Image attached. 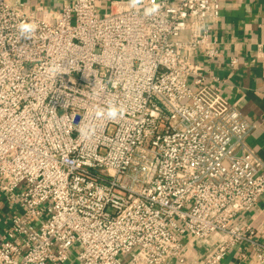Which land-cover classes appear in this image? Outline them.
<instances>
[{
  "label": "built area",
  "instance_id": "1",
  "mask_svg": "<svg viewBox=\"0 0 264 264\" xmlns=\"http://www.w3.org/2000/svg\"><path fill=\"white\" fill-rule=\"evenodd\" d=\"M41 3L0 0V264H217L241 243L264 264L236 220L264 162L197 61L218 54L220 0Z\"/></svg>",
  "mask_w": 264,
  "mask_h": 264
},
{
  "label": "crops",
  "instance_id": "2",
  "mask_svg": "<svg viewBox=\"0 0 264 264\" xmlns=\"http://www.w3.org/2000/svg\"><path fill=\"white\" fill-rule=\"evenodd\" d=\"M62 2L43 0L40 7L54 11ZM210 36L215 39L217 56L211 60L197 56V61L203 66L207 84L217 88L252 126L246 144L264 162V0H220L219 16ZM8 210L0 197V236ZM236 220L253 228L256 238L264 242V195ZM220 238L215 233L203 242L189 240L184 244V256L188 261L201 257ZM217 264L257 262L251 248L241 243L229 249Z\"/></svg>",
  "mask_w": 264,
  "mask_h": 264
},
{
  "label": "clouds",
  "instance_id": "3",
  "mask_svg": "<svg viewBox=\"0 0 264 264\" xmlns=\"http://www.w3.org/2000/svg\"><path fill=\"white\" fill-rule=\"evenodd\" d=\"M138 2V0H132V4L133 6H135V4ZM158 6L153 7L151 9H148V13L151 12H155L157 10ZM21 33H30L35 31V25H31V24H21L19 26ZM118 114V110L115 107H110L108 112H107V116L110 119H115L117 117Z\"/></svg>",
  "mask_w": 264,
  "mask_h": 264
},
{
  "label": "rangeland",
  "instance_id": "4",
  "mask_svg": "<svg viewBox=\"0 0 264 264\" xmlns=\"http://www.w3.org/2000/svg\"><path fill=\"white\" fill-rule=\"evenodd\" d=\"M20 7L26 10H31L34 6H36V0H17ZM45 7V6H44ZM104 7H102V11H104ZM73 253L70 252V254L73 256Z\"/></svg>",
  "mask_w": 264,
  "mask_h": 264
}]
</instances>
